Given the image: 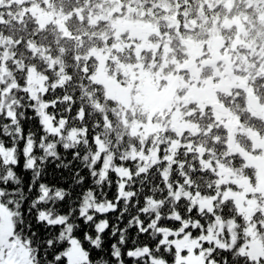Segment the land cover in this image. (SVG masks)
<instances>
[{"label":"snow or ice","instance_id":"6c2138e0","mask_svg":"<svg viewBox=\"0 0 264 264\" xmlns=\"http://www.w3.org/2000/svg\"><path fill=\"white\" fill-rule=\"evenodd\" d=\"M0 264H264V0H0Z\"/></svg>","mask_w":264,"mask_h":264}]
</instances>
